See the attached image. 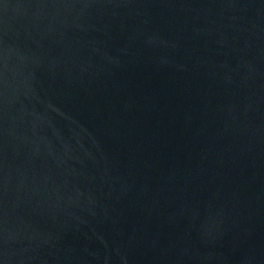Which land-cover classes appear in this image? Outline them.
Masks as SVG:
<instances>
[{
    "label": "water",
    "instance_id": "water-1",
    "mask_svg": "<svg viewBox=\"0 0 264 264\" xmlns=\"http://www.w3.org/2000/svg\"><path fill=\"white\" fill-rule=\"evenodd\" d=\"M0 264H264V0H0Z\"/></svg>",
    "mask_w": 264,
    "mask_h": 264
}]
</instances>
